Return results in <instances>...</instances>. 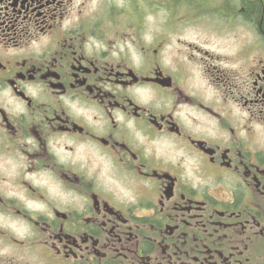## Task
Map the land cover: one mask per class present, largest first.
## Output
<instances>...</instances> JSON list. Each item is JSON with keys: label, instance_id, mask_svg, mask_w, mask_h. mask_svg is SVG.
Instances as JSON below:
<instances>
[{"label": "flooded vegetation", "instance_id": "flooded-vegetation-1", "mask_svg": "<svg viewBox=\"0 0 264 264\" xmlns=\"http://www.w3.org/2000/svg\"><path fill=\"white\" fill-rule=\"evenodd\" d=\"M258 1L0 0V264H264Z\"/></svg>", "mask_w": 264, "mask_h": 264}, {"label": "trees", "instance_id": "trees-1", "mask_svg": "<svg viewBox=\"0 0 264 264\" xmlns=\"http://www.w3.org/2000/svg\"><path fill=\"white\" fill-rule=\"evenodd\" d=\"M235 2H239L241 6H243V14H250L252 17H255L257 20L259 19V15L261 13L260 3L258 0H234ZM264 25V19H263Z\"/></svg>", "mask_w": 264, "mask_h": 264}, {"label": "rangeland", "instance_id": "rangeland-1", "mask_svg": "<svg viewBox=\"0 0 264 264\" xmlns=\"http://www.w3.org/2000/svg\"><path fill=\"white\" fill-rule=\"evenodd\" d=\"M149 2V1H148ZM160 14L159 12H156V11H151L147 16H146V19H147V22H149V29H152V30H157L158 27H159V18H160ZM189 30H186L183 31L181 33L180 36H178V38H182L183 40H187V38L189 37Z\"/></svg>", "mask_w": 264, "mask_h": 264}]
</instances>
